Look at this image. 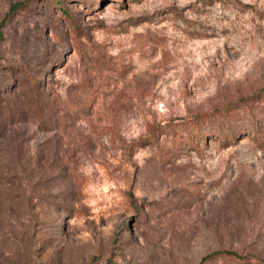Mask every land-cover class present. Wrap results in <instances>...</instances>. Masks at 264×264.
Returning a JSON list of instances; mask_svg holds the SVG:
<instances>
[{
	"label": "rangeland",
	"instance_id": "374dc122",
	"mask_svg": "<svg viewBox=\"0 0 264 264\" xmlns=\"http://www.w3.org/2000/svg\"><path fill=\"white\" fill-rule=\"evenodd\" d=\"M59 5L0 0V264H264V0Z\"/></svg>",
	"mask_w": 264,
	"mask_h": 264
},
{
	"label": "trees",
	"instance_id": "16d2710c",
	"mask_svg": "<svg viewBox=\"0 0 264 264\" xmlns=\"http://www.w3.org/2000/svg\"><path fill=\"white\" fill-rule=\"evenodd\" d=\"M55 3H58V5H59V0H55ZM21 4L24 5V6H26L27 5V2L23 1V2H21ZM17 5L18 4H13V8L15 6H17ZM59 6H60V8H63V10H65L66 12L68 11V9L65 6H63V7H62V5H59ZM11 9H12V7H11ZM225 110H227V108H225ZM216 113H217V117H219V118H221L222 116H225V118H227V115H226V113H224V111H221V112L216 111ZM201 120H204V119L203 118L202 119L198 118L197 119V123H199V121H201ZM155 129H156V133H154V132L151 133V135L148 136L147 138H145L144 141H147V143H149V142L150 143L151 142L157 143V137H156L157 136V133L158 134H161V133H167L168 134V130L169 129L173 131V128H170L169 125L157 126V127H155ZM194 132H195V134H193V135H191V134H189L187 132V134L184 136V138L187 140V142L188 141L189 142H192L191 140L193 139V136H197L199 139H203L205 137V133H203L199 129L195 130ZM259 134L262 135L263 133H259ZM180 135H182V134H180ZM233 135H234L233 133H230L228 131L218 132V136L221 138L223 144H226L228 142V140L231 137H233Z\"/></svg>",
	"mask_w": 264,
	"mask_h": 264
}]
</instances>
